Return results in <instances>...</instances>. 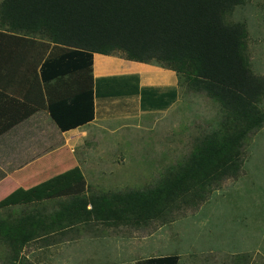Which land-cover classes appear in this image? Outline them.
Returning a JSON list of instances; mask_svg holds the SVG:
<instances>
[{"label": "trees", "instance_id": "obj_1", "mask_svg": "<svg viewBox=\"0 0 264 264\" xmlns=\"http://www.w3.org/2000/svg\"><path fill=\"white\" fill-rule=\"evenodd\" d=\"M245 1L1 0L0 71L6 73L0 74V135L41 108L61 131L92 121L94 53L158 64L174 70L178 78L184 75L188 87L205 91L220 103L226 121L205 134L191 155L155 185L125 192L123 202L91 201L88 210L87 201L70 199L62 205L69 215L75 213V222L93 217L123 220L128 213L166 219L183 204L202 199L209 186L236 176L246 132L264 122L259 107L264 75L251 69L246 25L227 19ZM12 80L17 87L8 93L5 88ZM136 92L142 110L166 109L177 96L175 89L158 93L141 87ZM84 189L83 174L73 167L27 191L42 201ZM59 211L46 221L64 218ZM43 222L29 215L2 219L0 243L7 255L0 264H26L22 249ZM178 260V255L170 254L119 264H178Z\"/></svg>", "mask_w": 264, "mask_h": 264}, {"label": "rangeland", "instance_id": "obj_2", "mask_svg": "<svg viewBox=\"0 0 264 264\" xmlns=\"http://www.w3.org/2000/svg\"><path fill=\"white\" fill-rule=\"evenodd\" d=\"M227 19L246 25L251 69L264 75V0H246ZM176 87V100L168 109L140 113L128 106V114L117 109L110 120L86 126L74 150L85 180L81 193L0 210V221L22 215L44 221L39 230L27 227L35 237L21 256L31 264L133 263L170 254L179 256L178 264H264V122L246 132L236 176L209 186L202 199L183 204L166 219L128 213L123 220L75 222V213L62 209L70 199L87 201L88 209L91 201L103 199L118 204L125 192L155 185L191 155L205 134L226 121L220 103L188 87L184 75L179 74ZM259 107L264 112V98ZM55 204L64 218L52 223L46 220L55 214ZM6 251L0 243V263Z\"/></svg>", "mask_w": 264, "mask_h": 264}, {"label": "crops", "instance_id": "obj_3", "mask_svg": "<svg viewBox=\"0 0 264 264\" xmlns=\"http://www.w3.org/2000/svg\"><path fill=\"white\" fill-rule=\"evenodd\" d=\"M4 73L0 71V74ZM92 75L96 93L92 121L61 131L46 108H41L0 136V210L57 201L58 196L36 201L27 189L64 170L73 167L81 169L74 150L83 141L82 132L89 123L102 118L110 120L117 109L128 114V106L140 113L160 110L141 109L140 95L136 92L141 87H151L158 93L177 89L174 70L158 64L128 60L120 55L94 53ZM16 84L15 80L8 81L5 90L13 93ZM98 99H101L100 102ZM56 209L57 204L54 212ZM26 264L31 263L28 260Z\"/></svg>", "mask_w": 264, "mask_h": 264}]
</instances>
